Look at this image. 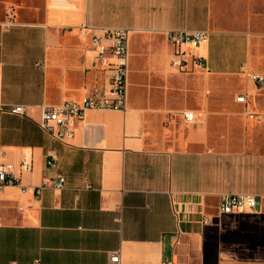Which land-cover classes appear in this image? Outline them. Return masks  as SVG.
<instances>
[{"label":"crops","instance_id":"1","mask_svg":"<svg viewBox=\"0 0 264 264\" xmlns=\"http://www.w3.org/2000/svg\"><path fill=\"white\" fill-rule=\"evenodd\" d=\"M14 4L17 25L0 28V103L25 105L26 116L0 115V162L13 166L25 189L0 190V264H108L117 250L120 264H209L210 256L213 264H264V244L255 242L264 204L255 213L216 211L220 194L264 195L251 189L261 163L246 130L256 120L237 111L247 100L236 98L247 94L233 91L245 79L251 92L249 74L264 75V0ZM83 23L131 29L127 106L86 111L74 136L58 141L38 126L40 106L77 101L106 84L91 67ZM174 30L209 33L203 49L185 48L181 56L193 73L221 79L207 84L198 106L187 101L190 75L171 65L176 49L165 33ZM131 67H144L148 81L134 83ZM216 84L237 110L225 103V112L210 110ZM186 111L197 120L185 123ZM24 156L32 159L30 173L19 172ZM52 157L54 167L46 168ZM58 175L61 190L51 186ZM199 213L212 224L200 225Z\"/></svg>","mask_w":264,"mask_h":264},{"label":"built area","instance_id":"2","mask_svg":"<svg viewBox=\"0 0 264 264\" xmlns=\"http://www.w3.org/2000/svg\"><path fill=\"white\" fill-rule=\"evenodd\" d=\"M16 12L14 7L9 6L5 10V19L0 22L2 30H8L16 26ZM83 33L90 34V42L93 49L91 67L102 73L106 84L94 85L88 94L80 100H66L57 105H41L38 126L41 130L51 135L58 141H66L74 136V124L82 120L88 110L101 111H125L127 106V77H128V41L131 29L126 28H102L96 30L83 23L79 27ZM167 41L174 46L175 53L171 65L176 69L184 68V61L181 56L183 49L193 50L203 49L209 40V33L205 30L186 31L174 30L166 31ZM197 64H201L199 56L194 57ZM42 67L43 63H36ZM252 83L258 87H264V75L258 73L249 74ZM246 95L236 98L237 102L245 103ZM10 114L15 116H26L25 105H3L0 103V115ZM249 118H254L255 114H246ZM264 116V115H263ZM198 114L192 111L183 113L185 123H193L197 120ZM264 127V117H263ZM55 159L46 160V168L54 167ZM20 173H30L32 171V159L24 156L18 166ZM65 178L58 175L51 183L54 189L64 188ZM8 186H20V176L14 172V168L9 163L0 162V190ZM47 186L46 182L41 187ZM39 193V188L35 189ZM173 204V203H172ZM264 204V195L256 193H223L220 194L216 211L219 216L235 215L243 213H255ZM175 216L177 211L173 209ZM190 211L188 214H192ZM201 218L199 224L208 226L212 224L213 218L199 213ZM120 251L109 253L108 264H120ZM162 264H174L171 259L164 260Z\"/></svg>","mask_w":264,"mask_h":264},{"label":"rangeland","instance_id":"3","mask_svg":"<svg viewBox=\"0 0 264 264\" xmlns=\"http://www.w3.org/2000/svg\"><path fill=\"white\" fill-rule=\"evenodd\" d=\"M263 1V0H262ZM16 0H0V22H2L5 19V10L7 7L12 6L14 7L15 11L17 8L15 7ZM25 28L18 27L17 30H24ZM264 45V43H263ZM136 49V46H134ZM263 53H264V47H263ZM139 62V61H138ZM134 68L135 71L132 74V80L136 84H142L146 83L148 81L147 74L144 73V67H131ZM174 68V67H173ZM179 72L187 73L189 74V83H191L190 86V96L188 97L187 101L191 102L190 105L193 104L194 106H198L201 103V100L203 99V94H207V84H213L217 82H221V79H217L216 77H213L206 72H195L190 71L187 68H183L181 70L177 69ZM249 81L252 84V91L249 92V84L246 82L245 79H242V85L234 87L233 91L240 90L242 93L247 94V102L246 104L239 105L240 107L237 110V107L232 104L230 95L226 96L223 100V92L222 89L215 88V92L213 93V97L209 99L210 102V110L211 111H221L225 112L227 106L228 111L237 110L242 112L243 114L252 113L254 115V119L256 120L255 127H249L246 130V134L251 140V138L254 141V148L258 150V162L261 165L257 166V169L255 170L257 174H255V179L251 186H253L251 189L256 192L264 193V127H263V115H264V88L259 89L256 87L252 81L249 78ZM156 85H160V83L157 81L155 83ZM158 93V92H157ZM253 94H257L255 99H253ZM225 103V104H224ZM184 113V112H183ZM174 117V115H172ZM255 128V129H254ZM263 227V226H262ZM242 228H247V224H242ZM256 236V243L260 245V249H263L261 245L264 244V229H258ZM213 251V248L210 247V252ZM211 263H212V257L210 256Z\"/></svg>","mask_w":264,"mask_h":264}]
</instances>
